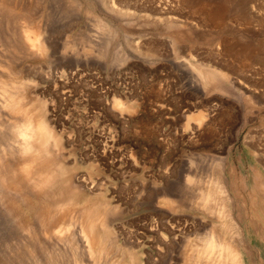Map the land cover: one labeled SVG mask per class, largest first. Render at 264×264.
I'll use <instances>...</instances> for the list:
<instances>
[{
	"label": "rangeland",
	"instance_id": "374dc122",
	"mask_svg": "<svg viewBox=\"0 0 264 264\" xmlns=\"http://www.w3.org/2000/svg\"><path fill=\"white\" fill-rule=\"evenodd\" d=\"M7 1L0 264H264V0Z\"/></svg>",
	"mask_w": 264,
	"mask_h": 264
},
{
	"label": "bare ground",
	"instance_id": "6f19581e",
	"mask_svg": "<svg viewBox=\"0 0 264 264\" xmlns=\"http://www.w3.org/2000/svg\"><path fill=\"white\" fill-rule=\"evenodd\" d=\"M1 1V0H0ZM173 1V0H172ZM171 1V2H172ZM223 1V0H222ZM2 2H4V3H0L1 5H0V9H2L4 12H6V18H8L9 19V23H14L13 22V20L14 19H17V18H23V19H27L26 18V16H27V14H24L25 12H24V8L22 9L21 7V9L22 10H20L18 7H17V5L15 6L13 3H9L7 0H6V2L4 1V0H2ZM8 2V3H7ZM14 2V1H13ZM158 2V1H157ZM225 2V1H224ZM15 3V2H14ZM221 5L223 6V4L221 3ZM178 6V5H177ZM203 6H205L204 4L201 6V8L200 9H202L203 8ZM211 6V5H210ZM210 6H209V8H210ZM2 7V8H1ZM206 7V6H205ZM204 7V8H205ZM212 7V6H211ZM204 9V11L206 12V17L208 16L210 19H214L215 17H218V15H223L222 13H221V11L222 10H224V8L222 9L220 6H214V7H212V8H210V9ZM166 9V8H165ZM1 10V11H2ZM28 10V9H27ZM0 11V12H1ZM201 11V10H200ZM223 12V11H222ZM221 13V14H220ZM223 13H225V11L223 12ZM1 16V15H0ZM17 17V18H16ZM205 17V16H204ZM5 18V19H6ZM8 19L7 20H5L6 22H7V24H9L8 23ZM27 20H29V19H27ZM174 20V19H173ZM11 21V22H10ZM15 22H16V20H15ZM160 22V21H159ZM173 22V21H172ZM149 23V22H148ZM19 24V23H18ZM17 24V25H18ZM17 25H15V27L17 26ZM5 26H6V24H5ZM21 26H23V25H21ZM25 26H27V25H25ZM7 27V26H6ZM12 27V26H11ZM11 27L9 28V29H11ZM13 30H14V27L12 28ZM35 29H37V28H35ZM35 29H33V31L32 32H30V33H32L31 34V36H29L28 34L25 36V40L28 42H26L30 47H32V48H35V49H38V48H40L41 47V43L40 42H38V40H37V32L38 31H36ZM17 30V29H16ZM20 30V29H19ZM26 30H27V28H26ZM25 29H24V31H26ZM35 30V31H34ZM29 31V30H28ZM14 32V31H13ZM23 34H24V32H22ZM10 35V34H9ZM13 35V34H12ZM12 35H10L11 37H14V36H12ZM15 35V34H14ZM10 38V37H9ZM14 40V39H13ZM24 40V39H23ZM7 41H9V39L7 40ZM10 41H11V39H10ZM15 41H17V40H15ZM12 42H14V41H12ZM6 43H8V42H6ZM20 43V42H19ZM18 43V44H19ZM10 44V43H9ZM14 44H15V42H14ZM22 44V43H21ZM13 45V44H12ZM28 45H27V47H28ZM23 46V45H22ZM26 46V45H25ZM14 47V46H13ZM23 48H24V46H23ZM21 49V48H20ZM43 49V48H42ZM16 50H19V46H18V49H16ZM24 50H26L25 48H24ZM23 50V51H24ZM21 51V50H20ZM19 51V52H20ZM32 51H34V50H32ZM16 52H18V51H16ZM21 54H22V52H21ZM30 54V53H29ZM63 55V54H62ZM26 56V55H25ZM67 56V55H66ZM12 59H14V58H12ZM65 59V58H64ZM3 66V65H2ZM4 67V66H3ZM6 69V68H5ZM13 72V71H12ZM10 74V73H9ZM4 75V74H3ZM9 76V75H8ZM3 80V79H2ZM6 81V80H5ZM1 83V82H0ZM10 84V83H9ZM2 85V84H1ZM4 85H5V82H4ZM11 85V84H10ZM1 87V86H0ZM12 88V87H11ZM14 88V87H13ZM3 91V90H2ZM197 91V90H196ZM6 93V92H5ZM10 96V95H9ZM12 96V95H11ZM7 97V96H6ZM15 98V97H14ZM21 98V97H20ZM16 100V99H15ZM19 102H20V100H19ZM12 105H10V106H8V104H7V106L12 110V112L13 113H15V114H19V112H21L23 109L22 108H25V107H22L21 108V106H20V104L18 103V102H15V103H11ZM22 105V104H21ZM24 111V110H23ZM12 113V114H13ZM22 114V113H21ZM16 116V115H15ZM17 117H19V116H17ZM21 119V120H20ZM19 120H20V122H18L19 124H17V126H18V133L20 134V139H21V143H20V145H18V149L19 150H17V151H19V153H20V155H27L28 154V152L31 150V148L34 146V145H42L43 144V142L45 141V137L43 136V134H40V132L35 128V127H33L32 125H31V122H30V119H29V117H26L25 116V114L23 113L22 114V118H20ZM15 123H17V122H15ZM8 126V125H7ZM13 128V127H12ZM15 130V129H14ZM10 131V130H9ZM17 133V134H18ZM10 142V141H9ZM44 145V144H43ZM5 147V146H4ZM44 147H46V145L44 146ZM33 148H35V147H33ZM42 148V147H41ZM36 149V148H35ZM45 149V148H44ZM46 150V149H45ZM263 152V151H262ZM12 153V152H11ZM10 153V154H11ZM35 153V152H34ZM38 153H39V151H38ZM1 155V154H0ZM17 156H19L18 154H17ZM1 157V156H0ZM28 157V156H27ZM19 158H20V156H19ZM23 158L25 159V157L23 156ZM39 158H41V157H39ZM21 159H22V156H21ZM28 159V158H27ZM43 159V158H42ZM30 160V159H29ZM257 161H258V159H256ZM32 161V160H31ZM31 161H29L28 162V164H30V162ZM45 161V160H44ZM43 161V162H44ZM2 163V162H1ZM9 163V162H8ZM24 163V162H23ZM11 165V164H10ZM9 165V166H10ZM42 165V164H41ZM31 166V165H30ZM5 167H6V163H5ZM13 167H15V166H13ZM36 167V166H35ZM21 168H22V166H21ZM33 168H34V166H33ZM14 169V168H13ZM28 169V168H27ZM26 169V170H27ZM6 170V169H5ZM10 170V169H9ZM19 170H20V168H19ZM19 170H18V172H19ZM35 170H37V169H35ZM21 171V170H20ZM30 171V170H29ZM9 172H11V171H9ZM13 172H14V170H13ZM15 172H17L16 170H15ZM17 172V173H18ZM12 173V172H11ZM10 173V174H11ZM17 173L15 174V176L17 175ZM29 173V172H28ZM20 174V173H19ZM27 174V173H26ZM9 175V174H8ZM13 175V174H12ZM23 176V175H22ZM37 176H39V175H37ZM8 177V176H7ZM17 177V176H16ZM200 177V176H199ZM5 178V177H4ZM10 178H12V176L10 177ZM9 178V179H10ZM14 178V177H13ZM12 178V179H13ZM19 178V177H18ZM37 178V177H36ZM49 178V177H48ZM22 179V178H21ZM30 179H31V177H30ZM32 179H33V177H32ZM39 179V178H38ZM195 179V178H194ZM11 180V179H10ZM47 180V179H46ZM49 180V179H48ZM4 181H6V180H4ZM12 181V180H11ZM19 181H20V179H19ZM18 181V182H19ZM30 181V180H29ZM38 181V180H37ZM40 181V180H39ZM200 181V180H199ZM17 182V183H18ZM41 182V181H40ZM3 183V182H2ZM5 183V182H4ZM17 183H15L16 185H17ZM19 183H21V181L19 182ZM44 183H45V181H44ZM24 184H26L25 185V187L27 186V183H24ZM43 184V183H42ZM1 185V184H0ZM19 185V184H18ZM38 185V184H37ZM258 185V186H257ZM262 184H256V186L258 187V189H261V192H258V194L259 195H263L264 194V192L262 191L263 190V186H261ZM198 186V185H197ZM19 187V186H18ZM42 187H44V186H42ZM18 189V188H17ZM21 189V188H20ZM41 189V188H40ZM5 190V189H4ZM16 190V189H15ZM39 190V189H38ZM23 191V190H22ZM19 192V191H18ZM29 192H31V191H29ZM23 193V192H22ZM36 193V192H35ZM200 193H201V191H200ZM9 194V193H8ZM26 194V193H25ZM15 196V195H14ZM258 196V195H257ZM3 197V196H2ZM170 197V196H169ZM193 197V196H192ZM214 198V197H213ZM263 198V197H262ZM170 199V198H169ZM204 199V198H203ZM208 199V198H207ZM258 199H259V196H258ZM24 201V200H23ZM261 201V200H260ZM263 202V201H262ZM60 203V202H59ZM66 203V202H65ZM173 204V203H172ZM61 205V206H60ZM62 205L63 204H59V205H57V206H60V207H62ZM56 206V209L58 208ZM66 206V205H65ZM60 211H62V210H60ZM56 212V211H55ZM97 212V211H96ZM88 213V212H87ZM95 213V212H94ZM82 215H84V214H82ZM92 215V214H91ZM98 215V214H97ZM102 215V214H101ZM85 216V215H84ZM95 216V215H94ZM228 216V215H227ZM90 217V216H89ZM93 217V216H92ZM101 217V216H100ZM99 217V218H100ZM223 217V216H222ZM225 217H226V215H225ZM45 218V217H44ZM85 219V218H84ZM97 221L96 222H98V219H96ZM45 221V220H44ZM84 221V220H83ZM86 221V220H85ZM232 221V220H231ZM62 222V221H61ZM86 222H88V221H86ZM96 222H93L94 224H96ZM233 222H235V221H233ZM251 222V221H250ZM49 223V222H48ZM236 223V222H235ZM45 224V223H44ZM50 224V223H49ZM64 224V223H63ZM103 224V223H102ZM102 224L100 223V225H99V227L101 228V230L103 231V229H102ZM105 224V223H104ZM103 224V225H104ZM247 224V223H246ZM56 225V224H55ZM58 225H60V223L58 224ZM57 225V226H58ZM62 226V225H61ZM64 226V225H63ZM66 226V225H65ZM93 227V229H94V225H92ZM229 226V225H228ZM232 227H234L233 225H231ZM231 226H229V227H231ZM246 226V225H245ZM253 226V225H252ZM91 227V226H90ZM89 227V228H90ZM56 228V227H55ZM87 228H88V226L87 225H85V224H82V227H81V231H82V234H83V236L85 235V240L91 245L90 247H92L91 249H89V250H93L92 252L94 253V256H95V253L96 252H99L100 250H101V247L97 244V242L95 241V236L92 234V231L91 230H89V231H91V234L89 233V234H87L86 233V231H87ZM57 229V228H56ZM56 229H52V230H55V231H57ZM226 229H227V227H226ZM51 230V231H52ZM217 230V229H216ZM59 231H60V229H59ZM101 231V232H102ZM218 231V230H217ZM66 232V231H65ZM57 233V232H56ZM98 233V232H97ZM237 233V232H236ZM236 233H234V235L236 234ZM217 234V233H216ZM222 234V233H221ZM57 235V234H56ZM72 236H74V235H72ZM71 237V236H70ZM235 237V236H234ZM54 239H55V237H53ZM222 238V237H221ZM58 239V238H57ZM59 240V239H58ZM216 240V239H215ZM218 242V241H217ZM49 243V242H48ZM70 243V242H69ZM87 243V244H88ZM101 243V242H100ZM103 243V242H102ZM57 244V243H56ZM101 245V244H100ZM210 249V247L208 248V250ZM231 250V249H230ZM224 251V250H223ZM91 253V252H90ZM92 253V254H93ZM215 254V253H214ZM220 256V255H219ZM234 257V256H233ZM223 259V258H222ZM235 260V259H234ZM97 261V260H96ZM224 261H225V259H224ZM228 262V261H227ZM234 262V261H233ZM232 262V263H233ZM225 263V262H224ZM231 264V263H230Z\"/></svg>",
	"mask_w": 264,
	"mask_h": 264
}]
</instances>
